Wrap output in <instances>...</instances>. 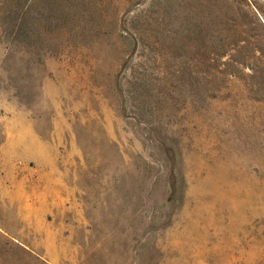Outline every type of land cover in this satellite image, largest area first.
I'll return each mask as SVG.
<instances>
[{"label":"rangeland","instance_id":"1","mask_svg":"<svg viewBox=\"0 0 264 264\" xmlns=\"http://www.w3.org/2000/svg\"><path fill=\"white\" fill-rule=\"evenodd\" d=\"M0 264H264V0H0Z\"/></svg>","mask_w":264,"mask_h":264},{"label":"crops","instance_id":"2","mask_svg":"<svg viewBox=\"0 0 264 264\" xmlns=\"http://www.w3.org/2000/svg\"><path fill=\"white\" fill-rule=\"evenodd\" d=\"M30 138H31V142H32V144H37L36 143V141L34 140L35 139V135H34V133L32 132V133H30Z\"/></svg>","mask_w":264,"mask_h":264}]
</instances>
